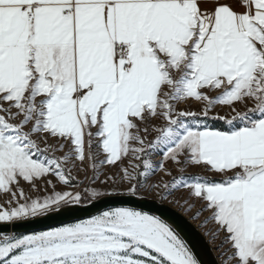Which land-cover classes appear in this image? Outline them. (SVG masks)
Here are the masks:
<instances>
[{"label":"snow or ice","instance_id":"obj_1","mask_svg":"<svg viewBox=\"0 0 264 264\" xmlns=\"http://www.w3.org/2000/svg\"><path fill=\"white\" fill-rule=\"evenodd\" d=\"M105 166L123 191L80 188ZM40 180L53 191L21 186ZM178 189L221 264H264V0H0V224ZM0 264L200 261L160 216L115 206L0 231Z\"/></svg>","mask_w":264,"mask_h":264},{"label":"water","instance_id":"obj_2","mask_svg":"<svg viewBox=\"0 0 264 264\" xmlns=\"http://www.w3.org/2000/svg\"><path fill=\"white\" fill-rule=\"evenodd\" d=\"M115 206L133 207L160 216L188 244L200 264H221L206 235L186 214L167 203L142 195L103 197L91 203L65 205L59 212L54 211L44 217L14 224H0V231L27 234L46 230L87 218Z\"/></svg>","mask_w":264,"mask_h":264},{"label":"rangeland","instance_id":"obj_3","mask_svg":"<svg viewBox=\"0 0 264 264\" xmlns=\"http://www.w3.org/2000/svg\"><path fill=\"white\" fill-rule=\"evenodd\" d=\"M194 107H195V105H194ZM102 171L104 174L100 176L99 180H97L94 185H89V181L85 178V173L80 172L78 174L77 173H74V174L77 175L78 179L84 181V183L80 185L81 189H83L87 186H93V187L99 186L102 189H111L113 187H116L119 191H123V186L113 185L111 181H109L107 185H101L100 184V181L104 180L106 175L116 174L118 171L117 167L105 166V168ZM189 171H198V170L197 169H190ZM88 175L90 176L91 173L89 172ZM50 179H54V178L50 177ZM21 186L24 187L25 192L31 197H35L37 195L43 196V195H46V194L51 193L53 191L52 187L46 185L43 180H40L37 182V186L39 188V191L32 190L30 188V186L28 184L24 183L23 181H21ZM56 190L61 191V190H65V189H64L63 185L57 183ZM139 195L147 196L150 198H154L160 202L167 203V204L175 207L176 209L180 210L184 214H186L195 224H197V226L206 235L208 241L212 245V247H213L216 255L218 256L220 263H221V261L223 259L222 255H221V253L223 252V249L221 247H219L220 237L213 238V235H212V233L215 230V225L212 221H208V223H204L205 217H207L209 215V213L208 212H200L199 216L196 215L197 210L200 209L202 206V201H199V200H196L195 198L190 197L188 192H186L183 189H178L176 191H173L171 194L166 195L165 198H161V195L157 191L144 192L142 190ZM84 196L88 199L87 193H84ZM6 199H9V197L6 195L0 194V203H3ZM88 202H89V200H88ZM88 202H86V203H88ZM81 203H83V202H81Z\"/></svg>","mask_w":264,"mask_h":264},{"label":"trees","instance_id":"obj_4","mask_svg":"<svg viewBox=\"0 0 264 264\" xmlns=\"http://www.w3.org/2000/svg\"><path fill=\"white\" fill-rule=\"evenodd\" d=\"M215 126L220 127L221 126L220 122H216ZM82 202L86 203V202H88V199L85 197V199Z\"/></svg>","mask_w":264,"mask_h":264}]
</instances>
